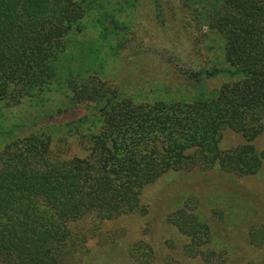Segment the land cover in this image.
I'll use <instances>...</instances> for the list:
<instances>
[{"label": "trees", "instance_id": "16d2710c", "mask_svg": "<svg viewBox=\"0 0 264 264\" xmlns=\"http://www.w3.org/2000/svg\"><path fill=\"white\" fill-rule=\"evenodd\" d=\"M153 1L169 43L133 55L151 53L198 91L225 78L213 92L138 102L106 78L128 43L117 15L141 0H0V264H92L79 247L111 220L147 215L144 192L169 173L264 167V0ZM203 41L218 49L212 64ZM79 106L76 120H53ZM227 130L244 142L223 150ZM189 203L168 216L189 242L166 264L213 258ZM249 238L264 246V227ZM145 243L129 247L134 262H148Z\"/></svg>", "mask_w": 264, "mask_h": 264}, {"label": "rangeland", "instance_id": "374dc122", "mask_svg": "<svg viewBox=\"0 0 264 264\" xmlns=\"http://www.w3.org/2000/svg\"><path fill=\"white\" fill-rule=\"evenodd\" d=\"M141 1L131 15L121 11L117 15L120 19L115 17L123 22H118V29H124L121 36L128 43L127 48L110 61L106 78L127 95H133L138 102L160 99L190 102L198 93L209 94L219 87L225 78H213L198 91L191 87L186 77L174 73L151 53L133 55L134 50L169 43L167 33L158 21L154 1ZM208 44L203 41L201 48L212 64L218 49ZM85 112L86 108L79 106L53 120L57 123L71 122ZM243 142L241 135L227 130L223 134L221 148L231 149ZM255 143L259 149H264V130ZM187 201H190L193 210L201 212L209 224L212 240L205 243L202 250H212L214 254L212 259L205 255L191 259L178 257L183 264L264 262V246H254L249 238L250 230H262L264 227V167L257 174L244 177L224 173L216 167L171 172L144 192L142 202L149 209L147 215H132L103 224L101 230L108 232L91 241V250L80 246V256L86 254V262L92 261V264L108 260L117 264H166L168 254L175 255L177 260V246L181 247L189 241L172 227L168 216L184 207ZM120 240L123 246L118 244ZM141 240L146 243L141 245L142 248L138 247L137 252H144L145 257L142 258L148 260L144 263L134 262L129 252V247L138 246Z\"/></svg>", "mask_w": 264, "mask_h": 264}]
</instances>
